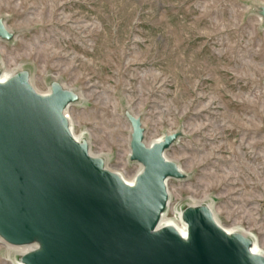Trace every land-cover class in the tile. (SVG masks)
<instances>
[{
	"label": "rangeland",
	"instance_id": "obj_1",
	"mask_svg": "<svg viewBox=\"0 0 264 264\" xmlns=\"http://www.w3.org/2000/svg\"><path fill=\"white\" fill-rule=\"evenodd\" d=\"M263 7L264 0H0L12 35L0 40V70L26 72L41 95L54 78L79 93L66 113L73 135L127 181L140 164L129 159L126 112L140 118L145 143L176 134L165 155L185 178L166 182L162 222L179 227L177 213L209 206L220 227L248 236L264 257ZM19 247L0 241V264H15Z\"/></svg>",
	"mask_w": 264,
	"mask_h": 264
},
{
	"label": "water",
	"instance_id": "obj_2",
	"mask_svg": "<svg viewBox=\"0 0 264 264\" xmlns=\"http://www.w3.org/2000/svg\"><path fill=\"white\" fill-rule=\"evenodd\" d=\"M258 15L264 22V7ZM11 36L0 20V40ZM75 100L57 83L38 94L26 72L0 81V238L37 245L22 264H264L206 206L182 211L184 237L158 228L166 182L183 178L164 157L177 135L146 146L140 119L128 116L129 159L142 167L129 185L72 137L63 112Z\"/></svg>",
	"mask_w": 264,
	"mask_h": 264
},
{
	"label": "bare ground",
	"instance_id": "obj_3",
	"mask_svg": "<svg viewBox=\"0 0 264 264\" xmlns=\"http://www.w3.org/2000/svg\"><path fill=\"white\" fill-rule=\"evenodd\" d=\"M4 27H5V26H4ZM5 28H6V27H5ZM6 30L9 32V30H8L7 28H6ZM0 72H1V70H0ZM3 73H4V72H3ZM7 73H9V72H7ZM8 77H9L8 75H4V74L1 73V75H0V81H4V80H5L6 78H8ZM29 83H30V80H29ZM52 83H53V84H54V83H57V84H58L63 90L68 91V92H72L73 94H75V96H76V100H75L74 102H72L69 106H71V105H73V104H76V103L82 98L81 95H80L79 93L73 91L72 89L67 88L65 85H62L61 83H59V82L57 81L56 78L53 79V82H52ZM30 85L32 86L31 83H30ZM34 91H35V90H34ZM35 92H36V91H35ZM82 99H83V98H82ZM69 106L64 110L63 114H64V117L66 118V120H67V122H68L69 130H70V132H71V134H72V137H73L76 141L81 142L82 139H81L80 137H76V136H74L73 133H72V129H71V125H70V121L68 120V117H67V115H66ZM124 115H125V119L127 120L128 123H129V121H128V116H132V117L135 118V119H138V118H139L138 116L134 115L131 111L126 112ZM139 119H140V118H139ZM141 127H142V129H143L142 123H141ZM169 134H173V133H167V134H164L161 138L156 139V140H153V141L150 142V143H145L144 138H143V141H144V144H145L146 146H150V145L153 144V143H156V142H160V141H162L163 138H164V136L169 135ZM143 137H144V129H143ZM86 144H87V143H86ZM171 145H172V144H171ZM171 145H170V146H171ZM170 146H169V147H170ZM87 147H88V153H89V155H90L91 157L99 158L98 156H95V155H93V154L90 153V150H89V146H88V144H87ZM165 152H166V151H165ZM129 156H130V151H129ZM164 157H165L166 160L170 161V160L166 157L165 153H164ZM102 161H103V163H104V167L106 168L104 160H102ZM176 166H177V165H176ZM141 169H142V167H141V165H140V167H139V169H138V172L135 174L134 178H132L131 180H128V181L125 180L121 175H119V174H117V173H115V174H117V175H118V176H119V177H120L125 183L131 185V184H133L136 175H137L138 173H140ZM177 169H178V171L183 175V178H182V179H184L185 176H184V174L182 173V170L180 169V167L177 166ZM166 187H167V185H166ZM167 192H168V190H167ZM206 207L210 210V212L212 213L213 219H214V221L216 222V220H215V216H214V213H213L212 209H211L209 206H206ZM181 213H182V212H181ZM181 213H177V215H176L177 219H179V221H180V226H179V227H177L176 225H174L171 221H168V222H166V223L164 224V223L162 222V217H163V215H162V217H161V219H160V222H159V224H158V228H160V227H164V226H171V227L175 228L176 231H177L182 237H184L185 234H186V226H185L184 222L182 221ZM216 223H217V222H216ZM217 224H218V223H217ZM218 226H220V225H218ZM221 228H222V227H221ZM222 229H223L227 234H232V233H234V232L231 231V230H226V229H224V228H222ZM238 234H240V235L243 236L244 238L250 240V243H251L250 251H251L253 254L261 255V253H260V252L258 251V249H257V244H256L253 240H251L248 236H246V235L243 234V233H238ZM0 241H1L2 243L6 244L5 241H4L3 239H1V238H0ZM36 248H37V245L33 243V244H30V245H27V246L19 247V248H17L16 250H17L18 254H19L20 257H21L22 255H24V254H26V253H28V252H31V251H33V250H35ZM10 249H11V248H10ZM12 249H13V248H12ZM12 249H11V250H12ZM16 250H15V251H16ZM15 264H22V263H21V261H20V259H19Z\"/></svg>",
	"mask_w": 264,
	"mask_h": 264
}]
</instances>
